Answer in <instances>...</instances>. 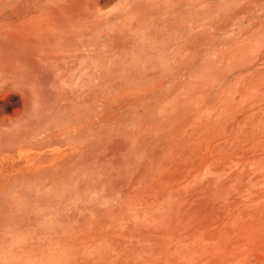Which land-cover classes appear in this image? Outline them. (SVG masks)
I'll return each instance as SVG.
<instances>
[{"label":"bare ground","instance_id":"6f19581e","mask_svg":"<svg viewBox=\"0 0 264 264\" xmlns=\"http://www.w3.org/2000/svg\"><path fill=\"white\" fill-rule=\"evenodd\" d=\"M260 12L0 0V264H264Z\"/></svg>","mask_w":264,"mask_h":264},{"label":"rangeland","instance_id":"374dc122","mask_svg":"<svg viewBox=\"0 0 264 264\" xmlns=\"http://www.w3.org/2000/svg\"><path fill=\"white\" fill-rule=\"evenodd\" d=\"M264 21V12H260L258 14H255L254 18H253V21L256 22V21ZM247 188H250L249 185H246ZM256 189L257 190H261V189H264L263 186H256ZM220 198H224V196H219Z\"/></svg>","mask_w":264,"mask_h":264}]
</instances>
